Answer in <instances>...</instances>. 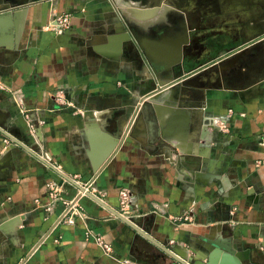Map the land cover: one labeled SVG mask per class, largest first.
Wrapping results in <instances>:
<instances>
[{"label": "crops", "instance_id": "1", "mask_svg": "<svg viewBox=\"0 0 264 264\" xmlns=\"http://www.w3.org/2000/svg\"><path fill=\"white\" fill-rule=\"evenodd\" d=\"M109 7L0 0V106L27 120L35 151L50 163L9 138L3 146L0 132V264H174L78 184L114 209L118 188H129L132 218L168 246L222 224L249 250L244 264H264V1L230 5L232 34L181 81L165 77L167 51L153 38L117 51L120 18L112 21ZM65 13L68 27L59 28ZM57 90L69 106L55 101ZM63 200H76L84 217L59 222Z\"/></svg>", "mask_w": 264, "mask_h": 264}, {"label": "water", "instance_id": "2", "mask_svg": "<svg viewBox=\"0 0 264 264\" xmlns=\"http://www.w3.org/2000/svg\"><path fill=\"white\" fill-rule=\"evenodd\" d=\"M114 38L116 40L115 48L117 51H121L123 49V44L127 43L129 47H133V37L129 33L128 29L123 23H120V29L116 30L114 34ZM110 40V38H109ZM175 40L170 41V46L175 45ZM161 43V42H160ZM163 44V43H161ZM217 55L209 57L204 60L199 65H196L192 68L181 69L180 71L177 65L173 62H169L165 64L164 70L172 71L175 70V74L172 79L177 78V81H181L183 76L186 75L190 71L196 69L197 67H201L205 64L213 61ZM144 109L151 113L154 109L150 106V103L146 102L143 104ZM152 114V113H151ZM158 115V114H157ZM156 119V118H155ZM207 123H213L211 119H205ZM155 129V141L159 144H165L164 141V132L160 133L158 128ZM0 132L9 138L12 142L21 146L24 150L31 153L39 160L45 162L50 165L48 161H46L41 155H39L35 149V139L34 131L31 132V127L29 126L27 120L24 117L17 119H10L6 116V114L2 111V107L0 106ZM115 139L117 140L115 146L110 150L111 153L116 145L119 143V131L114 134ZM167 143V142H166ZM69 181L73 182L77 185V182L71 179L69 176L63 174ZM85 195L93 199L99 205L103 206L107 210H109L112 214H114L117 218L122 220L124 223L129 225L133 230H135L138 234L143 236L145 239L154 244L157 248H159L165 255H167L171 260H173L174 264H244L245 260L249 259V250L247 247H244L239 242H234L233 233L227 230L228 226L220 225L216 227H210L209 230L212 232L206 234H196L193 236L190 244L187 246H181L178 243H174L172 245H166L152 235L147 233L142 227H140L139 223L134 218H128L122 215L113 207L109 206L104 200L99 198L93 192L84 189L80 184L77 185ZM243 246V247H242ZM178 247H183V249L187 250L188 256L185 253L181 252ZM249 249V248H248ZM248 251V252H247Z\"/></svg>", "mask_w": 264, "mask_h": 264}, {"label": "flooded vegetation", "instance_id": "3", "mask_svg": "<svg viewBox=\"0 0 264 264\" xmlns=\"http://www.w3.org/2000/svg\"><path fill=\"white\" fill-rule=\"evenodd\" d=\"M239 1L245 0H164L163 6H159L161 10L156 8L142 29L149 31L145 37L153 38L160 48L167 51L166 64L176 62L177 69L193 67L214 55L212 51L217 38L232 34L235 26L224 22L233 14L230 5ZM128 31L137 48H144L143 37ZM136 36L141 39H136ZM172 40H175V45L170 46ZM125 48L130 47L127 44ZM175 57L179 61L174 60ZM150 61L156 69L163 67L164 63Z\"/></svg>", "mask_w": 264, "mask_h": 264}, {"label": "rangeland", "instance_id": "4", "mask_svg": "<svg viewBox=\"0 0 264 264\" xmlns=\"http://www.w3.org/2000/svg\"><path fill=\"white\" fill-rule=\"evenodd\" d=\"M108 2L110 6L109 8H111L110 17L112 21L115 20V16H117L118 18H120L119 19L120 23H123L126 26V28L132 31L135 35L137 34V36L145 37L148 35L149 31L148 29H142V27L148 24L147 19H149L148 18L149 15L151 16L152 14H154L156 8L160 9V7L163 6L164 0H108ZM159 4H162V5H159ZM112 23L113 22H111L108 26L109 32L114 30ZM137 36H136V39L138 38L141 39V37H137ZM126 45L127 43H125V46ZM125 55H127L126 52H125ZM174 60L179 61L178 57H175ZM173 63L176 65V62H173ZM189 68H192V67H189ZM179 70L182 71L180 68ZM163 73L166 75L165 77L170 79L171 77L174 76L175 70L163 71ZM177 92H178L177 87H174L172 92H170V95L176 96ZM164 94H165L164 92L158 93L155 96H153L152 99L158 100V98L162 97ZM2 142L4 143L3 146L10 144V141L8 142L2 141ZM188 221H189V218L181 220L180 223H185ZM174 243L179 244L180 242H174Z\"/></svg>", "mask_w": 264, "mask_h": 264}, {"label": "built area", "instance_id": "5", "mask_svg": "<svg viewBox=\"0 0 264 264\" xmlns=\"http://www.w3.org/2000/svg\"><path fill=\"white\" fill-rule=\"evenodd\" d=\"M57 24L59 28H67L69 24V14L65 13L57 18ZM53 98L55 101L61 105L69 106V102L65 100L64 93L62 90H57L53 94ZM8 138L4 139V142H8ZM41 155L40 153H38ZM42 156V155H41ZM43 157V156H42ZM44 158V157H43ZM45 159V158H44ZM70 177V176H69ZM74 181H76L77 176L74 175L70 177ZM77 182V181H76ZM47 186L52 188V184L50 182L47 183ZM84 189H87L92 192L91 189H89V185H82ZM80 195L84 194L82 190L79 191ZM95 194V193H94ZM79 195V196H80ZM98 196V195H97ZM117 196H118V208L116 209L118 212H120L122 215L132 218L133 213L131 212L132 206L135 204V195L131 190L125 186H121L117 190ZM102 200H104L102 197L98 196ZM63 211L61 215L59 216L58 221L64 222V223H73L75 218H82L84 217V211L83 209L76 203V200H63ZM47 210L49 208L47 207ZM188 217H184V219H187ZM85 237H93L95 238V241L97 244L104 250L107 251L108 245L100 240L99 237H95L93 232L90 229H86L84 232ZM174 244L173 240L170 241L169 245Z\"/></svg>", "mask_w": 264, "mask_h": 264}, {"label": "bare ground", "instance_id": "6", "mask_svg": "<svg viewBox=\"0 0 264 264\" xmlns=\"http://www.w3.org/2000/svg\"><path fill=\"white\" fill-rule=\"evenodd\" d=\"M128 7H129V6H128ZM139 18H140V17H139ZM119 29H120V26H118V30H119ZM123 48H124V47H123ZM122 50H123V49H122ZM121 130H122V129H121ZM115 141H116V139L113 140V142H112V144L110 145V147H111V146H113V147L115 146V143H116ZM178 249H179L181 252L185 253L186 256H188V252H187V250L183 249L182 247H178Z\"/></svg>", "mask_w": 264, "mask_h": 264}]
</instances>
